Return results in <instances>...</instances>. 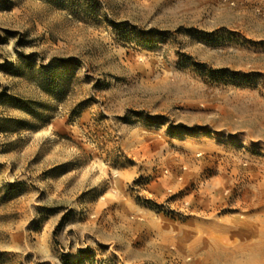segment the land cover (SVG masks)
Instances as JSON below:
<instances>
[{
  "label": "rangeland",
  "instance_id": "1",
  "mask_svg": "<svg viewBox=\"0 0 264 264\" xmlns=\"http://www.w3.org/2000/svg\"><path fill=\"white\" fill-rule=\"evenodd\" d=\"M0 264H264V0H0Z\"/></svg>",
  "mask_w": 264,
  "mask_h": 264
}]
</instances>
